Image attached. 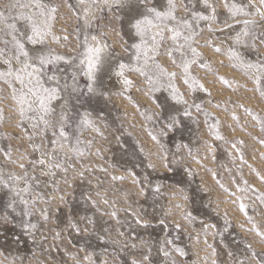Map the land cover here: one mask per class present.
I'll use <instances>...</instances> for the list:
<instances>
[{"label": "rangeland", "instance_id": "obj_1", "mask_svg": "<svg viewBox=\"0 0 264 264\" xmlns=\"http://www.w3.org/2000/svg\"><path fill=\"white\" fill-rule=\"evenodd\" d=\"M209 2L214 22L196 19L211 14L204 0H176L177 19L191 23L194 39L185 43L189 30L176 41L164 31L159 54L149 48L145 63L143 50L136 59L140 39L131 22L145 10L142 0H127L122 10L100 3L89 23L78 0H0V71L16 54L13 34L30 55L45 47L64 57L45 66L41 77L53 87L57 82L47 77L55 74L61 88V99L51 102V126L33 128L38 113L27 104L20 112L23 85L0 78V175L9 182L0 185V264H264V17L256 11L259 0H228L252 13L235 18L225 0ZM37 3L58 9L51 32L60 39L50 34L43 46L25 39L31 24L19 18L42 19ZM147 4L167 10L166 0ZM245 19L256 20L250 31L257 47L234 42ZM8 24L16 25L15 33ZM93 34L109 45L104 59L112 66L98 74L95 93L81 63ZM117 61L129 66L131 85L116 75ZM177 91L182 99L173 98ZM186 108L189 116H183ZM62 110L68 114L63 136ZM85 113L93 126H81ZM170 114L180 117L179 128L153 140L167 131ZM42 151L62 163L54 176L42 175L46 166L35 163Z\"/></svg>", "mask_w": 264, "mask_h": 264}, {"label": "snow or ice", "instance_id": "obj_2", "mask_svg": "<svg viewBox=\"0 0 264 264\" xmlns=\"http://www.w3.org/2000/svg\"><path fill=\"white\" fill-rule=\"evenodd\" d=\"M127 0H78V3L84 8L85 11V18L84 22H89V13L91 12V6L99 7L100 3H103L106 6H113L117 9H124L126 7ZM144 5V11L139 12L137 11L134 16L131 17L132 28L134 29L135 33L140 39V43L134 45L137 49L136 59L140 60L141 58V51L143 50V56L145 59V63H147L148 59L151 57L148 55V49L150 48L152 52L158 53V48L160 42L163 40L164 31L171 32V39L176 41L178 37L183 35L182 30H189V35L185 36V43L192 41L194 39V33H192V25L187 20H178L176 15V0H166V11L158 10L156 7H150L147 4V0H142ZM204 5L206 10L210 9V15H200L197 14V20H205V21H215L216 19V8L212 6L209 0H204ZM37 8L40 9L39 15L42 19L37 20L34 19L32 15H24L21 13L20 19L27 20L31 24V34L26 35L25 39L30 42L32 45H46L47 44V37L48 35L52 34L51 32V21L55 19V13L57 12V7L52 6L50 8L45 9L42 3H37L35 5ZM225 6L228 9V12L231 14L232 18L237 17L240 14H243L246 17H250L252 15L251 12L245 10V6H240L237 3H228V0H225ZM20 7H27V5H21ZM256 11L261 17H264V0H259V6L257 7ZM4 19V12L0 11V21ZM175 21L176 23L173 24L171 28L167 27V22ZM239 23V21H237ZM256 24L255 19H245L243 21L244 27L236 32L234 36V42L236 44H244L246 41L251 44L252 47H257L256 43V36L253 32L250 31V27ZM226 27L231 28V25L226 24ZM7 27L15 33L16 25L15 24H8ZM52 38L54 40H59L60 37L55 36L52 34ZM67 39V37H64ZM92 41L96 42L97 38L95 36L92 37ZM12 43L14 48L16 49V54L11 58H6L3 63L7 65V69L5 71H0V78L5 77H14L16 80H19L20 84L23 85V88L20 90V112L23 115L25 112V108L23 105L27 104L28 110H32L37 112L38 114L34 116V119L37 123L33 124V128L39 127V122H43L45 126H51L50 124V115L54 112V109L51 107V102L53 100H60L61 99V88L58 86V77L53 74L48 76L47 79L51 81H56L57 86L53 87H45L42 83L41 77L45 75L44 72L45 66L51 65L56 61L63 60L64 57L60 55H53V51L50 48L40 47L34 49L32 54L30 55L29 51L26 50L25 44L17 38L15 34L12 36ZM87 43V40H85ZM260 45H264V33H262L260 38ZM190 47V45H189ZM109 45L101 43L95 44V46H89L86 49L87 55L82 64L86 63L87 67L84 71V74L89 77V80L92 83L87 84V89L89 92L95 93L97 91L96 84L98 82V74L104 71H111L112 66L108 64L106 66V61L104 59V55L107 53V49ZM191 51L195 54L196 50L193 48ZM171 54V53H169ZM0 55H4L3 50H0ZM13 60L19 63V67L13 68L12 62ZM190 66V62H185L184 68L185 72L188 71ZM116 75L118 77L123 78L124 85H131L133 81H131L126 75L125 70L129 69L127 64L121 63L119 61L116 62ZM154 67L160 71V74H164V69L160 67L159 64H155ZM247 68L253 69L257 68V65L248 64L246 65ZM137 71H142V69H136ZM259 70L264 71V64L259 65ZM169 75L174 76L175 73H168ZM75 79V78H74ZM151 82V81H150ZM187 82V81H186ZM195 86V85H194ZM65 88L68 86L65 85ZM26 89V91L24 90ZM75 87L72 88V91H76ZM103 93H101L102 95ZM34 98V99H32ZM173 98L177 99L182 97L179 96L178 91L174 92ZM184 104L188 102L183 100ZM35 104V108L33 105ZM199 107V105H195ZM190 112L186 108L183 111V116H189ZM68 119V114L66 111L62 110L59 116V123L61 125L60 134L61 136L64 135L63 123ZM181 124V119L177 114H170L167 117V124L165 125V130H161L159 136H153V140H159L160 137L168 135L169 131L177 130ZM94 125V120L91 118L89 113H85L82 119V127L88 126L91 127ZM222 138V137H221ZM79 143V141H77ZM38 147V146H37ZM60 147H63L62 145ZM163 148V145H161ZM180 147V146H178ZM78 155H82L79 149H75ZM10 156L11 154L8 153ZM166 158V157H165ZM36 164L41 166H46V172H42V175H55L53 169H61L62 163L56 158V156L52 153L48 152H41V158L35 161ZM21 168H24V164H20ZM149 167H155V164H150ZM65 172L67 169H63ZM82 175V173H81ZM122 179V177H119ZM23 179L22 176H13L11 178L12 181H18ZM9 182L5 181L3 176L0 175V185L7 186ZM30 185L24 187L23 189H17V195L20 192H28L30 191ZM25 205H28L30 201L22 200ZM14 201L10 202L9 207L12 206ZM107 203V201H105ZM240 207L243 209L245 205L243 203L240 204ZM31 215L29 211L27 213ZM44 219H48L46 214H43ZM112 215H116L112 213ZM5 221H7V217H3ZM163 223V221H161ZM29 227L35 228L36 225L30 224ZM135 247V245H133ZM168 253H165L167 255ZM91 258L89 257V260ZM145 261L149 260L148 256L144 257ZM133 264H138V262L133 261Z\"/></svg>", "mask_w": 264, "mask_h": 264}, {"label": "bare ground", "instance_id": "obj_3", "mask_svg": "<svg viewBox=\"0 0 264 264\" xmlns=\"http://www.w3.org/2000/svg\"><path fill=\"white\" fill-rule=\"evenodd\" d=\"M98 7H95L94 5L93 6H91V12L88 14L89 15V22L92 20L93 21V17L94 16H96L97 14H98V9H97ZM85 18V11H84V8H83V19ZM88 22V23H89ZM93 36H95L96 38H97V41L96 42H94V41H92V37ZM88 41V43H87V48L89 47V46H95V44H97V43H103V44H106L105 42H104V39L103 38H101V37H99L97 34H93V35H91V37L87 40ZM86 55H87V52H86V50L84 51V53H83V56H84V59H85V57H86ZM62 146H64V147H66L67 146V144H65V143H62L61 144ZM60 145V146H61ZM68 147V146H67Z\"/></svg>", "mask_w": 264, "mask_h": 264}]
</instances>
